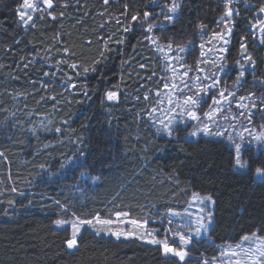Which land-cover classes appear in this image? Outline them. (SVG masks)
Segmentation results:
<instances>
[{"label": "trees", "instance_id": "obj_1", "mask_svg": "<svg viewBox=\"0 0 264 264\" xmlns=\"http://www.w3.org/2000/svg\"><path fill=\"white\" fill-rule=\"evenodd\" d=\"M159 1L52 0L23 25V0H0V264H214L219 245L264 235V179L255 177L264 168V147L244 143L247 166L239 168L227 139L187 137L190 125L168 136L148 117L164 64L147 23L162 21L153 35L187 45L196 56L204 33L222 28L224 2L181 0L169 23L157 12ZM247 1L254 6L240 12L250 16L264 0ZM249 21L235 23L227 63L249 51V63L262 74L264 45L254 44ZM239 90L264 99L259 83ZM193 192L214 201L211 242L195 240L188 248L193 257L184 261L160 245L87 227L69 249L70 228L54 223L115 213L165 220Z\"/></svg>", "mask_w": 264, "mask_h": 264}, {"label": "rangeland", "instance_id": "obj_2", "mask_svg": "<svg viewBox=\"0 0 264 264\" xmlns=\"http://www.w3.org/2000/svg\"><path fill=\"white\" fill-rule=\"evenodd\" d=\"M30 2L34 5L32 9L23 8L22 6L19 9V13L20 11L25 12L24 19H27L28 16H31L33 19L34 12L41 9L40 5L50 8L45 3V0H30ZM171 2L172 0H160L157 12L161 11V9L166 12L167 5L171 4ZM223 2V5H225L226 0H223ZM228 6L233 9L232 15L226 16V8L224 9V14L219 17L222 22V28L213 33H204V36L198 43L199 52L196 56L187 52V45L164 44L153 35V28L161 25L162 21L158 22L155 20L147 23L148 38L161 55L164 64L163 85L155 93V103L150 107L148 117L159 132L168 136L171 135L165 131L164 126L171 120L172 123L169 127L172 129V135H174V130L177 126L190 125L191 129L187 135L190 138L206 135L225 138L234 145L239 143L243 146L244 143H248L255 145L256 148L264 147V144L258 143L253 138L256 135L264 134V120L260 118L264 114V99L260 94L239 92V89L243 88V86H248V84L254 85L259 83L260 85H264V56L261 66L262 74H257V69L253 62L249 63L250 61H248V63H244L247 60L246 57L251 56V52L249 51L239 54V57L232 62L231 66H228L226 58L227 50L232 42V32L235 23L239 19L249 17L250 21L246 24H248L247 26L251 30L253 38H255L254 44L257 47L264 45V43H261V40H264V31H262L264 12L260 11L261 8H264V1L260 4L255 3L256 8L250 16L245 11L243 13L240 12V10L246 7L251 8L254 6L253 3L247 0H232V3ZM32 19L26 24L23 20L21 22L23 25H27ZM149 24L155 25L151 31H148ZM169 45L171 46L169 47ZM180 48H183V51L179 50ZM241 65H243L244 75L237 83V76L241 71ZM232 68L236 69L234 75L231 73ZM254 77L258 79H254ZM246 80H248L247 83ZM221 92L224 93V97L227 99L221 97ZM189 96L193 98L199 97V103L194 106L186 105L185 100ZM242 97L244 99H241ZM214 99L220 101V103L215 104ZM253 104L256 107H253ZM190 112H194L198 119H193L189 116ZM208 112L212 113L211 118L205 116V113ZM205 125H207L212 135L197 131ZM194 131H197V135L195 136L191 135ZM216 133H220L221 135H215ZM255 177L260 179L256 175ZM205 196L210 195L193 192L186 207L183 210L168 212L165 220L160 218L151 221L136 220L128 217L127 213H122L126 215L120 216H117V213H115L112 219L101 218L99 216L87 219L93 221L92 225H82L81 229L87 227L97 235L113 237L117 240L135 238L149 245H160L162 250L163 246L161 244H152L148 241L153 238L161 241L167 240L171 247H183L188 253L185 258L193 257L188 252V248L195 240L204 239L211 242L208 239V232L213 225L214 201L211 196L210 201L203 200L202 198ZM208 213L212 214L210 222ZM200 217L204 218L203 223L207 225L208 231L204 232L202 230L199 237L193 235L190 244L181 245L179 236L176 233L186 236L189 233H194L196 227H198L196 220ZM65 221L78 222L84 221V219L74 217L65 219ZM100 221H111V223L104 224L100 223ZM132 221H136L137 224L131 223ZM62 226H68L72 233L71 223ZM121 231L134 234L121 235L119 238L113 235L114 232ZM245 236L250 237V239L244 240L243 237ZM245 236L237 242H226L219 245L218 256L211 261L214 264H255L256 261H261L264 264V260H262L260 255V253H264V235L254 232ZM166 255L172 256L171 253Z\"/></svg>", "mask_w": 264, "mask_h": 264}, {"label": "snow or ice", "instance_id": "obj_3", "mask_svg": "<svg viewBox=\"0 0 264 264\" xmlns=\"http://www.w3.org/2000/svg\"><path fill=\"white\" fill-rule=\"evenodd\" d=\"M108 0H105V3H107ZM155 2V0H154ZM45 3L51 7L52 5V0H45ZM232 3V0H226V4H225V8H226V12H225V15L226 16H231L232 13H233V9L230 8L228 5H230ZM23 8H27V9H32L34 7V5L30 2V0H23V5H22ZM127 5H125V8L127 9ZM181 9V3H180V0H172L171 4L167 5V11L164 12L163 9H161V14L164 15V19L166 22H173L174 20V16L175 14L179 13ZM261 12H264V8H261L260 9ZM151 15L150 12L148 11H145L143 13V17L145 19L149 18ZM19 16H20V19L23 20V22L26 24L29 20L32 19L31 16H28L27 19H24L25 17V12L23 11H20L19 13ZM132 20L135 21L137 19H139V13L137 14H134L132 15ZM155 25L153 24H149L148 25V31H151L152 28L154 27ZM201 28H203L204 26L203 25H200ZM262 31H264V25H262ZM261 43H264V40H261ZM171 45H169L170 47ZM244 44H241V48L244 49ZM179 50L183 51V48H180ZM247 60H251V57H246ZM72 67H75L74 65ZM87 71V69L85 70ZM244 75V70H243V65H241V71L239 73V75L237 76V83L239 82L240 78ZM254 79H258L256 77H254ZM115 93H108V99H114L115 98ZM221 97L224 98V99H227L226 97H224V93L221 92L220 93ZM229 95H231V93H229ZM251 96V94H250ZM241 99H244L243 97ZM199 103V97L197 98H193L192 96H189L186 98L185 100V104L186 105H196ZM214 103L215 104H219L220 101L218 100H215L214 99ZM241 107H243V105H241ZM253 107H256L255 104H253ZM189 116H191L193 119H198V117L196 116V114L194 112H190L189 113ZM205 116L211 118L212 116V113L208 112V113H205ZM172 123L171 120H169V123L167 125H165V131H167V133L169 135H172V129L169 127V125ZM197 131H202L204 132L205 134L207 135H212V133L209 132V129L207 127V125H205L202 129H198ZM197 131H194L191 133V135L195 136L197 135ZM215 135H221L220 133H216ZM242 138V137H241ZM258 143L260 144H264V134H261V135H256L253 137ZM231 139V138H230ZM235 149H236V158H235V164L236 166H238L239 168H245L247 166V162L246 161H242L241 159V151H242V145L237 143L235 145ZM69 162L70 163H75V161H72L71 158H69ZM255 174L257 177H260L262 179H264V168H261V167H257L255 169ZM81 176L82 177H85V174L84 173H81ZM95 179V178H93ZM203 200H211V197L210 196H205L202 198ZM120 215H126V214H122V213H117V216H120ZM211 216L212 214L211 213H208V219H209V222L211 221ZM203 217H200L196 220V224L198 225V227H196L194 233H189L187 236L184 235V234H181V233H176L177 236H179V240H180V243L181 245H188L191 243L192 241V238H193V235L195 237H199L201 235V231L203 230L204 232H207L208 231V227L206 224L203 223ZM58 227L59 226H62L64 224H68V223H71V227H72V233H71V238L68 239L66 241V244H67V247L69 249H72L74 248L76 245H77V236H78V233H80L81 231V226L82 225H92L93 221L91 220H84V221H78V222H70V221H65V220H57L54 222ZM100 223H104V224H108V223H111V221H100ZM131 223L133 224H137L136 221H132ZM134 233H124V232H114L113 235H116L117 238H119L121 235H133ZM255 235V234H253ZM244 240H248L250 239V237L248 236H245L243 237ZM149 243H152V244H161L163 246V251L165 254H169L171 253L172 255L178 257L181 261H184L185 260V257L188 255V253L184 250L183 247L181 248H174V247H171L168 243L167 240H156L155 238H153L152 240L148 241ZM261 257H262V260H264V253H260ZM255 264H262L261 261H256Z\"/></svg>", "mask_w": 264, "mask_h": 264}]
</instances>
